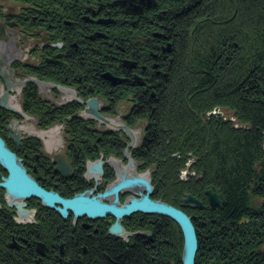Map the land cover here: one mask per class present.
I'll use <instances>...</instances> for the list:
<instances>
[{
    "label": "flooded vegetation",
    "instance_id": "flooded-vegetation-1",
    "mask_svg": "<svg viewBox=\"0 0 264 264\" xmlns=\"http://www.w3.org/2000/svg\"><path fill=\"white\" fill-rule=\"evenodd\" d=\"M6 3L7 11L0 21L12 29L21 26L17 29L21 39L31 43L28 60L19 66L13 62L5 65L6 69L14 70L13 77H9L11 83L32 72L47 84L44 88L27 82L21 89L12 85L8 90L10 107L0 106V137L25 173L40 187L61 197L71 198L85 191L105 203H112L115 194H101L121 178L141 176L153 187L150 197L162 200L154 197L157 146L144 143L155 140V133L148 129L151 123L148 120L155 108L157 63L154 60L147 65L146 57L140 63L139 42L142 38L146 43L150 58L157 57L155 39L160 41L161 52L169 51L164 31L173 1L7 0ZM30 24L33 26L29 27ZM130 27L132 30L127 31ZM128 32L134 35L133 52L121 44L114 51L108 38H123ZM106 58L116 66L108 67ZM150 67L154 71H147ZM106 71L117 79L115 84L104 77ZM36 86L45 92L51 90L54 99L44 98ZM32 88L46 103L39 104L40 112L35 115L27 108L31 101L39 100L29 99ZM3 91L0 90V95ZM60 92H63L61 99ZM66 92L69 97H65ZM30 117H35L34 126L27 122ZM32 128L40 134L32 133ZM139 128L140 133L136 134ZM53 136L58 144L52 142ZM182 158L185 165L190 160L186 155ZM141 168L149 170L152 177ZM8 174L0 162V182ZM140 189L145 193L144 186L121 188L116 205L138 197ZM56 206L59 203L50 206L33 194L15 197L0 186V264H107L115 261L112 257L116 251L119 263L125 249L150 251L171 244L172 219L164 216L132 212L120 217L111 213L92 217L76 215L71 209L63 214ZM115 223L121 225L124 233L111 229Z\"/></svg>",
    "mask_w": 264,
    "mask_h": 264
},
{
    "label": "trees",
    "instance_id": "trees-1",
    "mask_svg": "<svg viewBox=\"0 0 264 264\" xmlns=\"http://www.w3.org/2000/svg\"><path fill=\"white\" fill-rule=\"evenodd\" d=\"M182 4L169 11L164 31L169 52L158 58V68L166 70L155 76V108L148 120L155 140L144 142L157 146V183L167 181L154 197L191 216L198 238L195 264H264V0ZM39 104L31 101L28 108L34 112ZM215 105L233 110L246 127L202 118ZM183 148L193 151L192 168L200 173L187 183L179 179L183 158L170 157ZM208 185L220 193L221 206L206 201ZM186 190L203 199L201 208L180 205ZM171 228V255L177 261L183 235L176 222ZM165 249H125L119 263L116 251L115 261L107 264H156L150 257Z\"/></svg>",
    "mask_w": 264,
    "mask_h": 264
},
{
    "label": "water",
    "instance_id": "water-1",
    "mask_svg": "<svg viewBox=\"0 0 264 264\" xmlns=\"http://www.w3.org/2000/svg\"><path fill=\"white\" fill-rule=\"evenodd\" d=\"M5 65L6 61L0 59V74L4 78L8 87H10L12 85L11 78H9V76L6 77L5 73L9 72L11 75L12 70L6 69ZM106 76L113 84L116 83L117 79L114 76H111L110 74H107ZM10 77H13V74ZM3 92L7 97L8 92ZM0 106L8 107L3 103L0 104ZM208 114L219 117L222 115V111L220 110L219 106H216L213 110L209 111ZM235 126L239 127L240 124ZM123 127L126 130H130L127 126ZM174 156L178 157V154H174ZM16 158L17 157L15 154L6 147L4 140L0 137V162L9 171L8 176L2 182H0V186L5 187L9 194L15 197H26L33 194L42 197V199L50 206H54V203L57 202L59 203V206H56V209L61 211L63 214H66L67 209H71L76 215L87 214L88 216L92 217L104 215L105 213H111L116 217H120L122 215H128L132 212L159 213L164 216H168L179 225L182 231V264H195V256L198 249V238L191 217L180 208H177L160 199L151 198L150 193L152 192L153 187L147 178L141 176H128L121 178L118 182H116L115 185L101 194L104 196L109 193H114L115 198L112 203L102 202L97 196H88L86 192L77 193L71 198H64L55 192L47 191L40 187L25 173L24 168L19 162H17ZM184 173L185 171L182 172L181 176H183ZM139 184L144 186L145 193L139 191L138 197L133 196L123 205H116L118 201L117 193L121 188L140 187ZM207 195L211 205H221L222 201L219 198V195L212 189L207 190ZM183 202H189L190 205L201 206V202L189 193L185 194L183 197ZM111 229L113 231H121L124 233L122 231L121 225L118 223L113 224Z\"/></svg>",
    "mask_w": 264,
    "mask_h": 264
},
{
    "label": "rangeland",
    "instance_id": "rangeland-1",
    "mask_svg": "<svg viewBox=\"0 0 264 264\" xmlns=\"http://www.w3.org/2000/svg\"><path fill=\"white\" fill-rule=\"evenodd\" d=\"M2 2H3V4H0V18H3V17H5L4 16V14L6 13V1L7 0H1ZM173 1V7H178L179 5L181 6H183V4H182V2H183V0H172ZM15 6V5H14ZM16 8H18V6H15ZM8 21V20H7ZM33 22H35V20L34 19H32V23ZM6 23L5 22H1L0 21V43L3 45V52L2 53H5V54H9V55H11V54H15L16 56H14V57H12V58H10L9 57V59L7 60V62H6V64L8 65V66H10L11 64H12V62L14 63V64H17L16 66H19L20 64V62H25L26 60H28L30 57H28V50L31 48V43H29L28 41H25V40H22L21 39V36L19 35V33H18V31H17V29L18 28H21V26H18V28H16V29H12L11 28V26H9L8 24L7 25H5ZM108 27H110V26H108ZM120 27V26H119ZM158 28H160L159 26H158ZM129 29H131L132 30V27H130V28H127V31L129 30ZM158 30V29H157ZM131 33V34H130ZM123 34V33H122ZM119 35H121V33H119ZM158 36L157 37H159V34H157ZM122 37V36H121ZM109 39V41H111L112 42V47L114 48V51H117V45H119V44H121V45H124V46H126L127 48H130L131 50H132V52H133V47H134V35L132 34V32H128V33H125L124 35H123V38H118V37H110V38H108ZM144 39V38H143ZM159 43H160V41L158 40V39H155V41H154V43L153 44H155L156 46H157V51H156V54H157V57L154 59V58H150V56L147 54V49H148V46L146 45V43L144 42V41H142V38H141V42H139V50H140V53H141V61L142 62H140V63H143V61L145 60V57L148 59V62H147V65L148 64H150L152 61H156V63L158 64V58H161L162 57V54H163V52H161V50L159 49ZM153 44H151V45H153ZM137 45V44H136ZM117 46V47H116ZM132 52H129L130 54L132 53ZM167 52H169V51H167ZM28 54V55H27ZM101 59L102 60H104L105 59V57H101ZM107 60H106V62H108L106 65H108V67H115L116 66V63H114V62H112L111 64H110V59L109 58H106ZM165 59H167V58H165ZM50 60H54L53 58H51ZM81 60H83V58H81ZM95 61V60H94ZM97 61V60H96ZM15 62H17V63H15ZM159 68L157 67L156 69H154V70H158ZM154 70H152V68L150 67V68H148V70L147 71H154ZM164 70H166L165 68H163V67H161L158 71L160 72V71H164ZM12 71H14V70H12ZM107 74H110V75H112V73L111 72H108V71H106V72H104L103 73V75H104V77H106L107 78ZM1 76V75H0ZM113 76V75H112ZM2 77V76H1ZM33 77V78H32ZM41 76L40 75H38V74H35V73H32V72H28V75L27 76H18L15 80H16V82L19 84V85H17L18 87L17 88H19V89H21L22 88V86H24L27 82H34L36 85H38L39 83H42L43 81H41ZM30 79H33V80H30ZM43 80V79H42ZM46 81V80H45ZM111 82V81H110ZM0 84H1V90H3L4 89V91H7L8 92V90H9V88H11V86L10 87H8V85L6 84V82H5V80H4V78L2 77V78H0ZM111 84H113L112 82H111ZM6 87H7V89H6ZM36 87H38L39 88V92H40V94L44 97V98H47V99H54V97H52L51 95H50V93H51V90H48V92H45V90L43 91V90H40V87L39 86H36ZM31 93H36L35 92V90H33V88H32V90H31ZM36 95V94H35ZM62 96H63V92H60V95H59V98L61 99L62 98ZM36 98H38L39 100H36V102H38V103H43L42 105H44V104H46V103H44L45 101H43V100H41V98H39L37 95H36ZM19 98H17V100H18ZM58 100V99H57ZM216 106H219V108H220V110L222 111V115L221 116H215V117H217V118H221L222 120H229L231 123H233V125H234V127H236L235 125H237V124H240V126L239 127H246L245 125L243 126V124H242V122H239L240 120H238L236 117H235V114H234V111L233 110H227L226 108H224V107H221L220 105H215L214 106V108L216 107ZM23 108H24V106H23ZM28 108V107H27ZM213 108V109H214ZM25 109V108H24ZM29 109H32L31 107H29ZM40 108H38V109H35V110H33L34 112V115L37 113V112H40V110H39ZM213 109H211V110H213ZM210 110V111H211ZM24 112L26 113V114H28V115H31V113H29V112H27V111H25L24 110ZM208 112L209 111H207L206 113H205V115H202V118L203 117H210V116H214V115H212V114H208ZM35 118V117H34ZM33 117H30L29 118V120L27 121L28 123H30V125H35V119H34ZM115 120V119H114ZM116 120H117V118H116ZM116 123H117V121H116ZM123 126H125V125H123ZM237 128V127H236ZM138 130H140V128L139 129H136V134H138V133H140V131H138ZM177 130H179V128L177 127V128H175V130L172 132V134L173 135H175V134H177L178 133V131ZM167 134H169L168 132H167ZM262 147H263V151H264V137H263V142H262ZM183 150H185V151H183ZM192 153H193V151H191V150H188V148H186V149H180V150H175L173 153H170V157L172 158V159H174V160H180V158L181 157H183L184 155H186L187 157H189V159L190 160H188L187 161V164L185 165L183 162H184V159L182 160V164L183 165H180V166H182V169H180V171H179V179L180 180H182V182H184V183H187V182H190L191 180H192V178H197V176L196 175H198V177L200 176V173H199V171L197 170V168L196 169H194V168H192V167H194V166H192V164L196 161V159H195V157H193L192 156ZM174 154H178V157H175L174 156ZM185 161H186V159H185ZM189 164V165H188ZM144 172H146L147 173V175L148 176H151L152 177V175H151V173H150V171L149 170H146V169H144V168H141ZM185 169H187L188 171H190L189 173H185V174H183V178H182V176H181V174H182V171L183 170H185ZM140 170V169H139ZM174 170H175V167H174ZM141 171V170H140ZM193 172V173H192ZM197 173V174H196ZM167 181H164V180H161L160 181V183H157L156 182V186H155V190L156 189H158V186H159V184H160V186H164V184L166 183ZM208 189H212L214 192H216L218 195H219V198L221 199V197H220V193H218V191H216L215 189H213L210 185H208L207 187H206V189H205V191H204V193H205V197H206V201L208 202V204L209 205H211L210 204V201H209V198H208V195H207V190ZM153 190V189H152ZM193 191V190H192ZM83 192H85V191H83ZM153 192V191H152ZM187 193H189V194H191L194 198H196V199H198L200 202H201V206L203 205V199L201 198V197H197V196H195L190 190H186V191H184L183 192V194L181 195V197H180V205L182 206V207H184V208H191L192 210L193 209H199V208H201V206H196V205H190V203L189 202H183V197L185 196V194H187ZM221 201H222V199H221ZM165 202V201H164ZM184 203V204H183ZM222 204V203H221ZM212 206H214V205H212ZM219 206H221V205H219ZM184 211V210H183ZM185 212V211H184ZM190 216V215H189ZM191 217V216H190ZM167 219V218H166ZM191 220H192V218H191ZM173 221V220H172ZM175 222V221H174ZM171 223V225H170V227H172V222H170ZM171 230H172V228H170ZM165 234V233H164ZM164 237H165V235H164ZM170 246L171 245H169L168 247H167V249H165V251L162 253V254H160L159 256L158 255H155V256H151L150 257V260L151 261H153V262H156V264L158 263V262H165V264H177V262H178V264H179V260H180V262H181V256H182V249L179 251V252H177L176 254H177V261H176V258H172V255H171V248H170ZM160 250L162 251V248H160ZM198 250V249H197ZM154 252L155 250H150V252ZM197 253V252H196ZM172 254H174V253H172ZM175 255V254H174ZM195 258H196V256H195ZM207 258L208 257H206L205 256V258H204V261H206L207 260ZM202 262H203V259H202ZM145 264H151V263H148V262H145ZM152 264H154V263H152ZM181 264H182V262H181Z\"/></svg>",
    "mask_w": 264,
    "mask_h": 264
},
{
    "label": "bare ground",
    "instance_id": "bare-ground-1",
    "mask_svg": "<svg viewBox=\"0 0 264 264\" xmlns=\"http://www.w3.org/2000/svg\"><path fill=\"white\" fill-rule=\"evenodd\" d=\"M4 50H3V45L0 43V57H1V59L3 60V58H5V59H9V57L10 58H12V57H14V56H16L15 54H11V55H9V54H5V53H2ZM157 67H158V64H157ZM159 70V69H158ZM157 70V72H159ZM11 72V71H10ZM12 75V74H11ZM10 75V73L9 72H6L5 73V76L6 77H10L11 76ZM33 78V77H32ZM15 81V80H14ZM14 81H12V85L13 86H15V87H18L17 86V82H14ZM40 87H44V88H47V84H45V83H39L38 84ZM0 90H1V87H0ZM70 96V94L69 93H67L66 92V94H65V97H69ZM8 97H9V95H7V97H6V95H0V104H6L7 106H9L10 105V103H9V100H8ZM12 106L14 107V108H16V107H18L17 106V104H12ZM2 107H4V106H2ZM10 107V106H9ZM115 125H117V124H115ZM31 131H32V133H34V134H40V131H37V130H35L34 128H32V129H30ZM55 129H53L52 131H54ZM50 136H52V135H50ZM55 136H53V139H52V142H54L55 144H58V142L55 140V138H54ZM189 165V164H188ZM183 171H185V173L187 172V173H189L190 171H188L187 169H185V170H183ZM182 171V172H183ZM184 173V174H185ZM193 173V172H192ZM190 174V173H189ZM182 175V174H181ZM124 177H126V176H124ZM182 178H183V176H182ZM139 186L141 187V186H143V185H141V184H139ZM139 187V188H140ZM134 189H137V188H134ZM138 190V189H137ZM48 191V190H47ZM153 191V190H152ZM140 192H142V190L140 189ZM42 198V197H41ZM170 204V203H169ZM184 204V203H183ZM171 205H173V204H171ZM173 206H175V207H177V208H180V209H182L181 207H178V206H176V205H173ZM149 214H153L154 216H164V215H162V214H159V213H149ZM164 217H167L168 219H172V218H170V217H168V216H164ZM173 220V219H172ZM174 221V220H173ZM164 224V223H163ZM162 224V225H163Z\"/></svg>",
    "mask_w": 264,
    "mask_h": 264
}]
</instances>
